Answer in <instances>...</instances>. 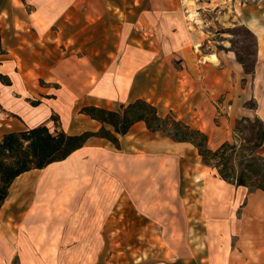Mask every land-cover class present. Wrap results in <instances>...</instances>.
I'll list each match as a JSON object with an SVG mask.
<instances>
[{"label":"crops","instance_id":"0c3cea01","mask_svg":"<svg viewBox=\"0 0 264 264\" xmlns=\"http://www.w3.org/2000/svg\"><path fill=\"white\" fill-rule=\"evenodd\" d=\"M152 6L134 1L71 0L69 14H65V8L55 9L53 14L47 9L37 13L38 26H63L68 30L64 34L63 27L52 37L45 34L47 29L34 34L13 33L15 44L0 54V73L10 79V85L0 83V141L7 133L39 125L68 134L95 132L100 124L80 114L82 107L107 109L112 104L127 105L136 100L180 115L205 133L208 144L215 147L229 141L230 128L241 117H256L264 125V32L257 34V64L243 87V70L235 61L223 64L217 59L211 63L208 56L198 57L190 49L188 35L182 33L180 40L172 11L184 6L166 2ZM148 8L159 12L153 14L155 22L151 23L156 28L151 42L154 47L144 52L137 48V9ZM117 10L123 11L122 24L105 27V21L118 22ZM259 10L260 6L249 4L246 11L241 10V20L259 25L263 13ZM145 16L138 23L143 21L142 31L147 33ZM30 17L22 24L27 22L28 26ZM114 29H120L118 37ZM51 38L68 46L71 55L60 58L53 69L45 68L39 76V70L29 66L47 65L41 51ZM174 38L180 40L176 53L170 47ZM147 70L149 86L142 81ZM250 101L254 109L245 106ZM57 116L73 120L75 126L79 121L82 127L70 132L55 128L51 118ZM137 126L149 132L144 123L135 124L120 138L119 149L104 139L91 138L65 160L23 173L13 181L0 209V264H11L17 256L15 250L22 251V256L27 250L55 248L62 233L69 232L72 225L79 226L72 227L74 232L83 234L87 226L95 225L93 220L99 213L95 217L94 212H100V207L111 200L128 202L137 209V133L132 136ZM258 153L264 157V143ZM212 180L209 182L216 184ZM253 193L256 195L249 201L264 200L262 192ZM240 197L239 205L243 193ZM262 248L250 251L260 253L254 264H264Z\"/></svg>","mask_w":264,"mask_h":264},{"label":"rangeland","instance_id":"374dc122","mask_svg":"<svg viewBox=\"0 0 264 264\" xmlns=\"http://www.w3.org/2000/svg\"><path fill=\"white\" fill-rule=\"evenodd\" d=\"M71 0H0V52L6 53L15 44L13 33L34 34L43 32L47 28L36 24L37 13L46 10L52 14L55 9L65 8L69 14ZM84 1V0H83ZM100 1V0H88ZM119 2H135L152 4L170 3L183 8L173 9V26L180 40L188 35L190 49L198 57L208 56L211 63L221 60L228 64L230 59L235 61L243 70L244 87L253 74L257 64V34L264 32V0H110ZM260 6L261 13L259 25H249L242 19L241 10L247 6ZM232 6V9H230ZM229 7V8H228ZM235 7V8H234ZM61 9V11H62ZM123 11H116L118 22L105 21V27L122 24ZM130 11H127L129 13ZM158 9H137V48L147 52L155 35L154 13ZM146 14L147 33L142 31L143 21L139 19ZM31 16V23L22 24L23 19ZM65 16V15H63ZM63 22V19H62ZM155 22V21H154ZM61 25V24H60ZM131 25V24H130ZM154 26V27H153ZM27 27L24 31L23 28ZM29 27V28H28ZM63 27V26H62ZM60 27V28H62ZM59 26H51L45 34L53 36ZM121 28V27H120ZM63 27V34L67 32ZM120 32L114 29L118 37ZM180 40H178L180 42ZM175 38L170 47L175 53L179 50V43ZM159 44V43H158ZM170 44V43H168ZM47 65L29 66L31 70L53 69L54 64L64 57L70 58L68 46L61 42L46 44L42 50ZM214 56L215 59L210 58ZM219 56V57H218ZM178 65V64H176ZM142 74L143 80L149 86V71ZM3 79L0 83L10 85V79L0 73ZM138 78V77H137ZM147 78L146 80H144ZM139 79V78H138ZM43 83V80H41ZM36 103V102H33ZM33 103H31L33 105ZM123 104H112L107 109L117 111ZM248 109H254L252 101L246 102ZM81 108V107H80ZM162 117L172 114L177 120L193 127L186 119L180 118L174 112L158 107ZM247 118L251 123L242 121ZM256 117H241L230 128L229 143H244L252 140L255 130L252 123ZM62 120L60 116L54 118L55 128L67 132L82 127L81 122ZM21 123H17L19 125ZM25 124V123H22ZM15 125V126H17ZM14 126V127H15ZM140 127V128H139ZM137 209L128 202L111 200L100 207V212H94L95 225L87 226L82 233L74 232L78 225L69 227V232L62 233L53 249H38L29 251V256L22 251L15 250V258L11 264H254L260 253H250L241 243V231L238 225L243 208L249 202L253 193L248 190L236 189L231 185L230 192L243 193L241 204L234 203L236 208L232 212L231 220L224 228L217 227L212 230L206 218L201 214L189 212L193 202L190 196L203 194L207 182L217 178L208 167L202 164L201 157L193 146H173L172 141L163 133H149L143 126H137ZM197 129V128H195ZM211 150L218 147L209 145ZM259 154V153H258ZM260 155V154H259ZM262 156V154H261ZM216 174V173H215ZM258 195V194H257ZM235 202V201H234ZM25 252V251H23ZM264 253V247L261 254ZM258 255V256H256ZM28 256V257H27ZM36 258V263H33ZM260 258V257H259ZM27 259H30L28 263ZM260 260V259H259Z\"/></svg>","mask_w":264,"mask_h":264},{"label":"trees","instance_id":"16d2710c","mask_svg":"<svg viewBox=\"0 0 264 264\" xmlns=\"http://www.w3.org/2000/svg\"><path fill=\"white\" fill-rule=\"evenodd\" d=\"M0 79L3 77L0 76ZM79 113L98 122L100 128L95 132L68 134L63 130L50 131L46 125H39L10 132L2 137L0 209L8 196L11 184L21 174L41 170L50 164L65 160L91 138L104 139L119 149L120 138L140 122L144 123L151 133H163L175 143L192 145L201 157L202 164L215 171L219 179L226 184L264 194V157L258 154L264 143V125L258 119L252 123L255 130L252 140L240 144L225 142L217 149L211 150L205 133L177 120L172 114L162 117L154 105L144 100L121 105L117 111L84 106ZM51 120L54 122V117ZM242 121L251 123L247 118Z\"/></svg>","mask_w":264,"mask_h":264},{"label":"bare ground","instance_id":"6f19581e","mask_svg":"<svg viewBox=\"0 0 264 264\" xmlns=\"http://www.w3.org/2000/svg\"><path fill=\"white\" fill-rule=\"evenodd\" d=\"M210 58L215 59L214 56ZM238 193L236 195L230 192L227 185L220 179L217 184L207 182L201 196L194 194L190 196L191 200L188 203L193 202V206H190L189 212L199 214L201 211L212 230H218L217 227L225 228L231 220L232 212L236 209L235 198L236 204L241 201L242 193ZM247 206L238 227L241 231V242L250 252L254 251L255 247H264V200L249 201Z\"/></svg>","mask_w":264,"mask_h":264}]
</instances>
